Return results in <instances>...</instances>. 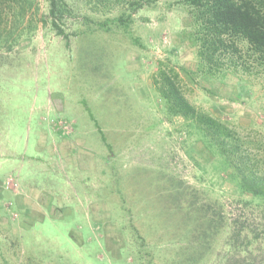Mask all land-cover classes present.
<instances>
[{"label":"rangeland","instance_id":"obj_1","mask_svg":"<svg viewBox=\"0 0 264 264\" xmlns=\"http://www.w3.org/2000/svg\"><path fill=\"white\" fill-rule=\"evenodd\" d=\"M21 1L22 23L0 20L16 40L0 48V264H222L229 223L260 214L167 119L153 80L159 68L176 72L195 107L264 156V67L248 45L209 80L182 0L134 12L129 0H65L67 39L41 21L47 0ZM120 13L127 27L110 21ZM213 204L224 219L208 236L195 216Z\"/></svg>","mask_w":264,"mask_h":264},{"label":"trees","instance_id":"obj_2","mask_svg":"<svg viewBox=\"0 0 264 264\" xmlns=\"http://www.w3.org/2000/svg\"><path fill=\"white\" fill-rule=\"evenodd\" d=\"M12 1V0H10ZM8 0H0V20L10 16L13 23L24 20L21 0L16 10ZM31 1V0H26ZM153 0H129L130 12L139 9L143 3ZM8 2V3H7ZM21 2V3H20ZM190 10L186 27L190 30L188 38L197 46V71L206 79L220 80L227 75V69L236 63V54L240 52L239 41L248 45L258 64L264 67V0H182ZM14 3V2H13ZM8 5L6 8L5 6ZM65 0H47L46 18L43 23H50L57 35L67 39L62 28L63 19L67 16ZM129 14L114 16L110 21L120 27H127ZM107 22H102V27ZM8 23L0 24V48H11L15 41L14 30ZM29 27L34 26L29 22ZM108 26L104 27L105 29ZM228 61L227 68H223ZM153 83L164 104V111L170 122L179 125L178 131L186 136H194L195 142L217 158L219 168L225 173L227 181L232 184L233 193L245 209L260 214V219L239 216L229 223L228 247L229 255L222 264H264V156L261 151L252 152L241 137L235 134L228 124L212 114L195 107L184 95L179 83V76L173 70L167 72L162 68L157 71ZM94 125L105 142V136L94 119ZM259 146L258 144H255ZM260 147V146H259ZM257 148V147H256ZM192 205L189 203L188 207ZM200 206V209H203ZM199 210L197 207L195 211ZM210 217L207 212L195 216L201 224H205V232L211 236L219 231L223 216L220 205H210ZM202 220L200 219L201 215ZM241 218V220L239 219ZM248 225V226H247ZM203 232V231H202ZM206 235V234H205ZM141 245L144 237L137 235ZM253 244H257L253 246ZM140 245V246H141ZM230 249L232 254L230 253ZM199 251V257L203 254ZM196 251V250H195ZM198 257V258H199ZM188 259V257H187Z\"/></svg>","mask_w":264,"mask_h":264}]
</instances>
